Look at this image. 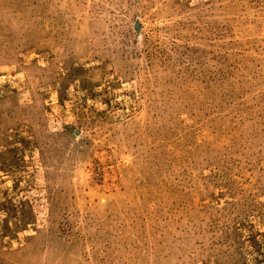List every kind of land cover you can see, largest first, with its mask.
<instances>
[{
  "label": "rangeland",
  "instance_id": "1",
  "mask_svg": "<svg viewBox=\"0 0 264 264\" xmlns=\"http://www.w3.org/2000/svg\"><path fill=\"white\" fill-rule=\"evenodd\" d=\"M0 264H264V0H0Z\"/></svg>",
  "mask_w": 264,
  "mask_h": 264
}]
</instances>
